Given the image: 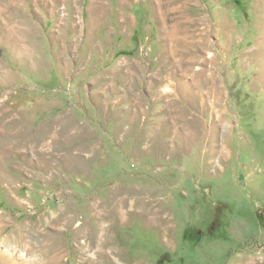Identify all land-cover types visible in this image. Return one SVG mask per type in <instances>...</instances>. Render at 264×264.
<instances>
[{"label": "rangeland", "instance_id": "374dc122", "mask_svg": "<svg viewBox=\"0 0 264 264\" xmlns=\"http://www.w3.org/2000/svg\"><path fill=\"white\" fill-rule=\"evenodd\" d=\"M18 261L264 264V0H0Z\"/></svg>", "mask_w": 264, "mask_h": 264}, {"label": "bare ground", "instance_id": "6f19581e", "mask_svg": "<svg viewBox=\"0 0 264 264\" xmlns=\"http://www.w3.org/2000/svg\"><path fill=\"white\" fill-rule=\"evenodd\" d=\"M161 16V15H160ZM165 17V16H164ZM11 240V239H10ZM21 240V239H20ZM9 244V243H8ZM19 257V256H18ZM17 258V257H16ZM13 259V258H12ZM18 259H20V258H18ZM24 258L22 257V260H23ZM9 261V260H8ZM24 261H26V260H24ZM19 262V261H18ZM20 262H22V261H20ZM19 262V263H20ZM12 263V262H11ZM14 263V262H13ZM9 264V263H8ZM21 264H26V263H24V262H22ZM28 264H30L29 262H28Z\"/></svg>", "mask_w": 264, "mask_h": 264}]
</instances>
